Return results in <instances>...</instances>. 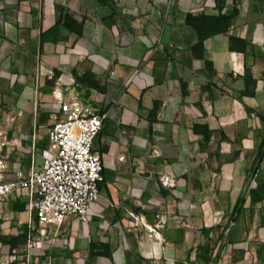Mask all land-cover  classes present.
<instances>
[{"label":"crops","instance_id":"0c3cea01","mask_svg":"<svg viewBox=\"0 0 264 264\" xmlns=\"http://www.w3.org/2000/svg\"><path fill=\"white\" fill-rule=\"evenodd\" d=\"M217 4L0 0L2 180L41 167L51 116L61 115L56 88L107 113L90 219L68 216L42 234L28 192L11 195L0 207V264H151L152 242L129 226L130 211L151 225L164 216L157 264H264V0H226L223 12L236 15L206 40V62L186 16L217 15ZM230 36L248 44L230 49ZM195 124L213 131L208 144Z\"/></svg>","mask_w":264,"mask_h":264},{"label":"built area","instance_id":"2783aa9c","mask_svg":"<svg viewBox=\"0 0 264 264\" xmlns=\"http://www.w3.org/2000/svg\"><path fill=\"white\" fill-rule=\"evenodd\" d=\"M53 96L61 115L51 116L47 132L49 143L42 150L41 167L31 169L28 174L19 169L13 178L4 181L3 172L8 165L6 158L0 156V207L11 195L27 191L29 207L37 214L42 234L46 233L47 226L60 225L68 216L88 221L90 204L99 199V184L103 179V159L96 140L107 113L83 103L75 95L64 100L62 91L57 88ZM206 105L211 107L210 102ZM160 182L172 189L177 183L175 177L168 174H163ZM128 215L132 229H146L147 238L152 242L151 264H157L158 249L164 242L160 231L164 216L151 225L141 212L130 211Z\"/></svg>","mask_w":264,"mask_h":264},{"label":"trees","instance_id":"16d2710c","mask_svg":"<svg viewBox=\"0 0 264 264\" xmlns=\"http://www.w3.org/2000/svg\"><path fill=\"white\" fill-rule=\"evenodd\" d=\"M219 9V14H207V13H188L186 16V23L189 24L194 28V30L197 33V42L193 46V52L194 55L197 57H203L204 58V44L207 39H209L212 36H215L220 33H226L229 31L232 19L235 17L236 12H230L226 13L223 12L224 7L226 6V0H218V4L216 5ZM230 49H237V48H243L248 44L247 41H244L240 38L230 36ZM242 44L240 47V45ZM206 62H210L208 59H205ZM1 108V105H0ZM152 119H154L152 117ZM194 128L196 131L201 132L203 135V142L205 144H208L212 138L213 131L207 126V125H199L195 124ZM263 158V150L258 152L257 158H256V165L255 168L258 167L260 161ZM25 237L24 235L15 237L11 239V248L13 249L16 244H19L20 242L24 241ZM12 264H19L18 261L12 262Z\"/></svg>","mask_w":264,"mask_h":264}]
</instances>
